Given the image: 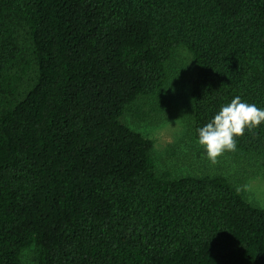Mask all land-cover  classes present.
<instances>
[{
	"label": "trees",
	"instance_id": "obj_1",
	"mask_svg": "<svg viewBox=\"0 0 264 264\" xmlns=\"http://www.w3.org/2000/svg\"><path fill=\"white\" fill-rule=\"evenodd\" d=\"M179 45L197 138L236 96L264 108V0H0V264H264V207L159 172L123 121ZM234 140L264 158V122Z\"/></svg>",
	"mask_w": 264,
	"mask_h": 264
},
{
	"label": "rangeland",
	"instance_id": "obj_2",
	"mask_svg": "<svg viewBox=\"0 0 264 264\" xmlns=\"http://www.w3.org/2000/svg\"><path fill=\"white\" fill-rule=\"evenodd\" d=\"M23 35V45L29 46L28 35ZM197 70L191 50L179 45L168 62V80L159 95L141 98L128 108L123 121L153 140L152 156L159 172L176 176L222 174L252 203L264 207V158L249 156L236 146L235 151L226 150L213 164L195 136L190 94ZM33 254L32 248L24 251L25 264H34Z\"/></svg>",
	"mask_w": 264,
	"mask_h": 264
},
{
	"label": "clouds",
	"instance_id": "obj_3",
	"mask_svg": "<svg viewBox=\"0 0 264 264\" xmlns=\"http://www.w3.org/2000/svg\"><path fill=\"white\" fill-rule=\"evenodd\" d=\"M264 122V108L244 102L240 96L223 105L205 126L198 129L199 143L204 146L208 159L215 164L226 150L235 151V137L251 132Z\"/></svg>",
	"mask_w": 264,
	"mask_h": 264
}]
</instances>
